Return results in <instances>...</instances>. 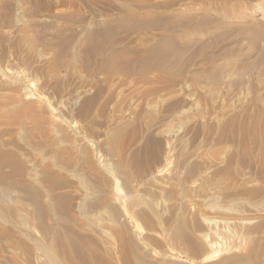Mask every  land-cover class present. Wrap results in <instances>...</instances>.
Listing matches in <instances>:
<instances>
[{"label": "bare ground", "instance_id": "1", "mask_svg": "<svg viewBox=\"0 0 264 264\" xmlns=\"http://www.w3.org/2000/svg\"><path fill=\"white\" fill-rule=\"evenodd\" d=\"M130 6H121L119 17L105 18L93 30L71 33L68 55L80 60L90 76L79 81L76 105L67 117L19 72L0 69V264H91L104 238L100 234L111 229L123 247L133 241L144 248L134 216L140 214L131 211L129 193L142 188L163 200L173 198L183 178L201 171L202 151L212 155L229 145L226 166L248 163L264 172V74L255 76L254 86L230 77L235 86L221 87L224 100L212 91L204 108L183 89L186 81L213 84L236 70L244 78L253 64L258 66L264 52V2L249 12L238 0L222 7L157 0ZM53 19L39 23L47 26ZM137 34L146 39L139 53L128 48ZM52 39L61 43L66 31L57 30ZM120 90L130 94L123 100L127 116L96 126V115L117 106ZM173 125L184 134L166 137L162 127ZM142 150L163 164L148 179L144 176L146 181L131 172L141 163ZM171 158L174 172L164 177ZM235 187H214L201 202L228 199L232 207L243 205L237 196L244 191ZM104 212L111 219H104ZM215 245L213 240L204 244L209 252Z\"/></svg>", "mask_w": 264, "mask_h": 264}, {"label": "rangeland", "instance_id": "2", "mask_svg": "<svg viewBox=\"0 0 264 264\" xmlns=\"http://www.w3.org/2000/svg\"><path fill=\"white\" fill-rule=\"evenodd\" d=\"M144 1L147 0H0V69L19 72L23 78H26H24L26 82H31L34 85L33 87L37 89V92L49 97L50 100L52 99L51 102L57 108V111L60 110L59 112L67 117L70 107L76 105L75 94L79 89V81L90 76L82 67L80 60L71 57L70 54L68 55L67 46L73 43L71 33H80L84 27L93 30L99 21L109 17H119L121 6L122 10H125L127 5L139 8L143 7V4L156 0H148L146 3ZM157 2L163 3V5L182 3L193 6L207 3L218 7L221 5L222 7L229 6L232 0L231 3L229 0H157ZM238 2L243 11L249 12L250 9L257 6V3H263L264 0H238ZM53 17H56V19H53L52 24L47 23L46 26L39 23L42 19H52ZM61 29L66 31V40L55 43L52 38L56 31ZM143 38V34L134 35L128 43V48L138 53L141 52L146 44V39ZM65 49L66 51H64ZM228 52L229 49L225 51V53ZM261 54L263 56L260 55L259 63L262 64L257 63L258 66L256 67L253 64L254 68L252 67L253 69L251 68L248 71L250 75L246 72L245 75L243 74L244 78H242L243 76H239L236 70L232 74L227 73L226 75H229L224 76L222 81H229L236 75V77H241V80L245 79V81L243 80L244 83L249 82L248 84L254 86V80L264 74V52L262 51ZM96 78L102 80L100 75ZM198 80H196V83L186 81L183 89L185 88L184 93L202 108L208 103L210 92L214 91L212 93L217 94L218 101H221L225 98L222 97L224 94L221 87L235 86L233 85L235 83L233 79L232 83L231 80L230 83L226 82L228 84H223L225 81H218L208 85ZM119 93L121 94L120 99L117 101L118 104L117 102L114 104L117 106H113L114 108L111 107L112 105L110 106L112 111L108 110L109 107L102 115L95 116L94 123L96 126L100 125L99 127L103 128L106 126L105 122L121 121L127 116L128 112L125 111L124 101L127 97L129 99L130 94L126 91L127 95L123 90H120ZM173 126H169L170 129L166 126L162 127L164 133L167 131L165 133L167 136H164L172 137L175 134H184L185 129L180 125ZM171 139L173 140V138ZM223 146L213 149L214 152H217L216 154L211 155L212 152L207 151L211 156H208L209 154H206V151L200 153L201 157L198 163L201 164V171L195 176L181 178L182 181L179 185L182 187L178 186V192L173 198L163 200L145 192L142 188L137 189V192L129 193V196L132 195L129 197L132 204L131 211L140 214L137 215L138 218L135 214L134 216L139 228L137 241L144 248L135 245L133 241L123 247L114 238L112 229L106 230L109 233L107 234L105 231L100 234L104 238L102 240V237H100L101 242L99 240L98 245L95 247L91 264H181L182 261L187 262V264H264V194L260 192L264 189V172H262V169L260 170L259 166L248 163H242V166L237 169L236 167L234 169V167L226 166L225 153L228 150L226 146L229 145ZM139 155L144 160L140 158V164H133L131 172L135 173L134 176L139 181H146L149 174L153 173L154 170L156 171V169H161L163 164L161 158L152 156L151 160V156L143 150L140 151ZM203 158L205 159L203 160ZM170 160L166 163L167 168L164 170V177H171L174 172V161L172 158ZM233 185H236L234 187L238 192L244 191L241 196H237L239 199H243V205L237 204L234 205V208L233 205L227 202L228 199L219 200V203L215 202L214 204L210 201L201 202L208 198L212 188L226 186L232 188ZM124 195V190L121 188L120 196L123 197ZM250 202L252 203L250 204ZM209 203L212 204V207L206 209ZM227 209L231 210L227 211ZM103 214L104 219H111L108 213L104 212ZM205 237L207 238L205 239ZM205 240H213L218 246L215 245L216 248L211 249V252L208 249L207 253L206 245L204 246ZM209 253L214 255L208 256ZM210 256L214 257L210 259ZM173 258L175 261H171Z\"/></svg>", "mask_w": 264, "mask_h": 264}]
</instances>
